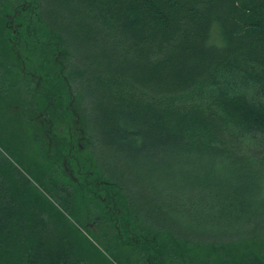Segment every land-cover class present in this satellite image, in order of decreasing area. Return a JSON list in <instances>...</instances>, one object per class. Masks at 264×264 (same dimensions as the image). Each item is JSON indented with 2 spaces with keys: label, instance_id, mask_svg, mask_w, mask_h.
Here are the masks:
<instances>
[{
  "label": "trees",
  "instance_id": "16d2710c",
  "mask_svg": "<svg viewBox=\"0 0 264 264\" xmlns=\"http://www.w3.org/2000/svg\"><path fill=\"white\" fill-rule=\"evenodd\" d=\"M1 132L0 264H264V0H0Z\"/></svg>",
  "mask_w": 264,
  "mask_h": 264
},
{
  "label": "rangeland",
  "instance_id": "374dc122",
  "mask_svg": "<svg viewBox=\"0 0 264 264\" xmlns=\"http://www.w3.org/2000/svg\"><path fill=\"white\" fill-rule=\"evenodd\" d=\"M10 138L7 134H4L3 132L0 133V150H2L4 153H6V155L8 156V158L14 162L15 164H17L21 170L24 172V174L26 175V177H28L30 179V181L32 182V184L34 186H36L37 188L40 189V191L43 194H46L49 198H51L53 200V202L55 203V205L61 209L72 221L76 222V218L75 216H73L70 211L68 210L67 207H65L60 201L53 199L52 196L50 194H53V192H50L46 189L45 186H43L40 181L39 178L37 176V174L33 171V169L31 167H29L26 163V161L23 158V155H21L19 152L14 151L11 146H10ZM76 224L78 225V227H81L78 222H76ZM85 235L91 239V241L94 243V247H90L93 250V253H90V255L96 259V261L99 263V260H101L102 258L100 257V255L98 254V252H100V254H102V252L110 259L112 260V262L114 264H119L115 258L112 256L111 253H109L104 246L100 243L101 240L100 236L99 239L96 238L91 232L90 230L85 227L84 230ZM102 251V252H101ZM102 263L105 264L104 261L101 260Z\"/></svg>",
  "mask_w": 264,
  "mask_h": 264
}]
</instances>
